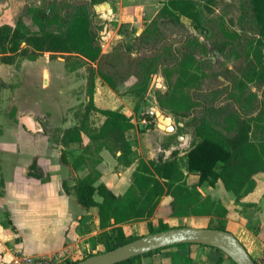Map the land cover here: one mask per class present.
<instances>
[{"label":"trees","instance_id":"16d2710c","mask_svg":"<svg viewBox=\"0 0 264 264\" xmlns=\"http://www.w3.org/2000/svg\"><path fill=\"white\" fill-rule=\"evenodd\" d=\"M160 1L163 5L158 16H166L180 25L181 18L186 17L193 21L196 27L202 26L205 13H213L219 3V0ZM91 3L95 5L97 2L91 1ZM246 7L243 24L248 31L257 36V47L250 60L235 63L232 67H225L223 76L233 79L240 86L256 82L264 87V0H246ZM29 11L33 13L34 23L39 26L40 31L32 32L21 19L16 26L8 23L0 25V59L2 63L15 64L20 58L35 60L41 54L50 52L64 56L75 55L85 61L88 67L89 100L85 105V112L80 123L63 132L61 160L73 170L88 168L89 172L77 178L74 185H69L64 180L63 187L66 193L73 195L83 208L98 207L99 228L104 230L101 239L107 246L102 252L138 238L126 234L123 224L150 220L166 195L172 198V215L210 216L214 218L215 223L209 227L224 231L228 230V216L232 211L239 212L253 205L251 201L246 200V197L257 187L255 176L264 171V139L259 143L253 142V117L241 110L236 112L239 123L237 131L232 136L225 135L212 124L194 116L195 106L188 112L174 113L184 119L186 125L194 126L192 132L194 141L184 158L185 165L182 163L179 150L175 149L166 159L162 156L147 160L140 157L132 175V183L124 194L117 195L104 182H100L101 172L97 166L102 160L100 151L103 148L113 152L121 164L130 166L134 163L133 147L126 132L135 126L132 117L125 112L99 109L95 106L96 69L93 63L102 53L100 30L92 14L68 12L54 16L52 10L41 6L31 7ZM144 38L145 34L138 37L139 40ZM227 47L226 40L217 38L211 48L206 49L207 57L212 60ZM126 48L129 52L138 51V46L133 43H128ZM174 53L176 64H180L183 60L177 59L180 51ZM158 59V56L137 55L134 63L137 64L138 70L134 74L139 81L133 88L144 92L147 90L151 75L163 67L162 63H158ZM188 59L193 61L194 56L188 55ZM103 76L110 86L113 88L117 86L112 76L106 74ZM154 94L159 107L171 113L162 100V95L169 94V91L156 89ZM93 110H99L106 116L105 122L100 127L90 125V115ZM84 133L90 138L87 145L83 141ZM71 143H79L83 149L82 153L73 160L70 159L68 151ZM32 168H36L35 163L32 164ZM188 174L197 175L199 182L189 183ZM218 180H222L225 188L235 195L232 209L210 196H201L200 186L204 182L215 186ZM3 182L2 179V185ZM96 196L102 199L99 201ZM157 224L158 229L149 233L171 227L163 218H159ZM161 249L138 255L118 264H142L143 257L150 256ZM76 262L68 260L66 264ZM222 262L220 258L216 264H222Z\"/></svg>","mask_w":264,"mask_h":264},{"label":"rangeland","instance_id":"374dc122","mask_svg":"<svg viewBox=\"0 0 264 264\" xmlns=\"http://www.w3.org/2000/svg\"><path fill=\"white\" fill-rule=\"evenodd\" d=\"M91 1L97 3L93 5ZM108 3H110V7ZM97 5L104 6V8L101 7L97 11ZM162 5L160 0H0V23L10 22L16 26L21 19L32 32H39L40 28L34 23L33 13L29 11L31 7L38 6L49 8L54 16L60 13L64 15L68 12L92 14L103 42L101 43V56L93 65L99 85L103 81H107L103 74L112 76L117 84L121 85L115 90L113 99H117L118 94L121 95V92L131 87L129 84L131 76L138 79L136 75H133L138 70L137 64L134 63L138 54L158 56V63H162L163 67L151 75L147 90L144 92L133 88L138 83V79L136 84L130 88V95L124 100L129 104H134L133 100L136 103L144 102L146 92L147 94L149 91L154 93L158 89L157 86H161L162 91H169V94L162 95V100L166 104L167 110L171 111L167 114L173 116L176 129L170 136L162 140L158 137V132L153 130L155 126H151V130L147 131L138 117V129L130 135L136 147L135 158L141 157L140 151L144 145L152 151L166 141H173L182 154V163L185 165L184 158L194 141L192 133L194 126L186 125V121L178 114L188 112L194 106V116L212 124L227 136H232L237 131L239 123L237 110L251 114L253 117L252 140L255 143L262 141L264 139V87L256 82L240 86L233 79L223 76L225 67H232L235 63L250 60L257 47V36L248 31L243 24V14L247 8L246 0H219L213 13H205L201 27H196L194 22L186 17L181 18L182 24L180 25L175 24L166 16H158ZM139 29H141L140 33H138ZM142 34H145L146 39L139 40L138 37ZM217 38L226 40L228 47L211 60L207 57L206 49L209 50ZM128 43L138 46V51H127ZM178 50L180 53H178L177 59H183L180 64H176L174 53ZM191 54L194 56L193 61L188 59V55ZM37 59L45 61L44 75L41 80L36 81L38 86L35 83L34 87L37 89L39 86L41 88L43 86L45 89L37 94L36 90L35 93H31L34 89L30 88V91L25 88L22 81V66L20 64L22 60L26 59L20 58L10 67L0 68L1 131L2 127L8 125L11 122L10 119L15 115L17 101L24 106V109L28 110L32 108V104L34 105L33 95H35V102L36 96L45 99L51 95L55 89L51 88L54 84L50 86L45 84V77L55 79V74L57 76L55 69L58 66L55 64L52 67L48 66L50 60L64 59L69 64L67 67L76 69L86 79L88 77V67L85 61L78 56L45 52ZM126 81L128 84L125 83ZM65 84L66 81H63V87ZM151 99H153L152 94ZM47 105L43 101L40 106L38 105L42 115L39 117V121L42 128L50 135L52 142H59L62 126L59 124L57 126L54 119L58 117H52L53 113ZM85 105L86 103L80 106L76 112L79 121L85 112ZM157 106L159 107L158 101H156ZM154 117L151 116L148 123H154ZM90 119L93 125H100L102 117L93 111ZM39 127L41 128V126ZM2 141V164L6 177L11 180L18 174L20 182H23L26 165L34 161L33 154L36 151L37 141L23 136L14 127L7 129ZM81 150L83 151V149ZM157 151H155L156 157L160 154ZM151 153L153 154V152ZM196 179V176H191L189 180L195 182ZM2 191L3 185L0 184V196ZM200 191L202 197L210 196L205 186L201 185ZM164 211L160 210L154 218L145 220L142 224L138 223L134 227L135 232H132L131 227H126L127 231L131 236L141 237L158 229L157 220L160 218L159 215L164 214ZM3 213L4 208L0 206V225L4 226L8 223L13 230H16L9 215L5 214L2 217ZM173 219L167 215L164 220L171 227H180L181 225L172 226L175 223H180V218L179 221ZM193 221V219H184L183 222ZM195 223L209 227L215 223V220L212 217H199ZM235 236L239 239L238 235ZM106 247L104 246L103 251L106 250ZM96 252H102V250L97 249ZM67 261L62 259L58 264H66Z\"/></svg>","mask_w":264,"mask_h":264},{"label":"crops","instance_id":"0c3cea01","mask_svg":"<svg viewBox=\"0 0 264 264\" xmlns=\"http://www.w3.org/2000/svg\"><path fill=\"white\" fill-rule=\"evenodd\" d=\"M6 23L13 25L10 22L0 24ZM43 61L38 59L22 60L20 66H22V81L25 88L29 90L30 88L34 89L35 83L37 84L36 81L41 80L44 75L43 65H45V61ZM54 64L58 66L55 69L57 76L55 74V79L51 77L47 79L45 77L44 82L49 86L54 84L51 88L55 89H53L51 95L45 99L36 96V102L34 101L35 95H33L34 105L32 104V108L28 110L24 109V106L17 101L15 115L10 119L11 122L8 125L2 127V131L0 132V184L2 179L4 181L3 191L0 196V206L4 208V213L1 216L3 217L5 214H8L16 226V230H13L8 223L4 226L0 225V264H20L28 258H58L79 261L93 253H100L96 252V250L100 249L103 251L105 246L101 239V234L104 230L99 228L98 207L83 208L76 198L66 193L63 188L64 180L69 185H74L77 182V178L85 176L89 172L88 168L77 171L73 170L61 160L63 148L61 137L63 132L67 128L80 123L76 117V112L80 106H83L89 100L87 79L80 75L76 69L67 67L69 64L64 59L50 60L47 65L52 67ZM10 65L12 64L2 63L0 59V68L5 66L10 67ZM130 78L129 84L132 87L138 79H134V76ZM98 80L96 77L95 106L99 109L123 111L132 117L135 124L134 128L126 132V136L133 147L132 157L134 163L130 166L121 164L113 152L107 148H103L100 151L102 160L97 166V169L101 172L99 181L104 182L117 195H121L130 187L132 175L139 159L135 158L136 147L130 137L132 132L135 133L138 129V117L147 131L151 130V126H155L153 130L158 132V137L162 140L170 136L172 132H165L158 127L155 109L161 108L156 107L157 99L154 93L149 91L147 94L146 92L147 95L145 94L144 102L136 103L132 99L134 104H129L124 98L130 95V86L129 89L121 92V95L118 94L117 99H113L115 90L121 87V85L117 84L113 88L107 81H103L99 85ZM63 81H66L64 87L62 85ZM125 83L128 84V81ZM157 88L161 89V86L158 85ZM44 89L45 87L42 86L41 88L39 86L37 89L30 91L31 93H35L36 90L37 94V92H42ZM105 94L106 96L104 97ZM151 94L153 99H151ZM42 101L49 105L47 106L53 113L52 117H58L54 119L57 122V126L58 124L62 126L60 128L61 135L59 142H52L50 135L40 124L39 117L42 115L40 114L39 106ZM93 111L102 117L101 124L93 125L90 119V125L92 127H100L105 122L106 116L99 110ZM161 111L164 110L161 109ZM151 116H155L153 118L154 123H148ZM29 123H33L36 129H31ZM10 127H14L23 136L34 139L38 143L36 151L33 154L34 161L26 165V172L23 177L25 179H22L23 182H20L18 174H16L15 178L8 179L2 164V138H4L7 129ZM185 140L187 141L188 139ZM83 141L86 145L90 142L89 136L85 133L83 134ZM81 149L79 143H71L68 146L70 159L73 160L81 154ZM175 149H178V147L173 141H166L152 151L144 145L141 148L140 154L146 160L158 158L159 156L166 159L171 156L172 151ZM156 150L160 153L157 157ZM179 155H182L180 151ZM33 163H35V169L32 168ZM185 171L187 173L186 169ZM191 176L197 177L195 182L189 180ZM255 177L257 187L253 193L246 197V200L251 201L253 205L245 207L239 212L232 211L228 216L227 228L235 235H238L251 256L260 262L264 257V171L258 173ZM188 181L191 184L198 183L199 177L195 174H188ZM202 185L205 186L210 197L221 202L229 209L233 208L235 195L225 188L222 180H218L215 186L210 185L208 182H204ZM96 198L99 201L102 199L100 196H96ZM171 200V196H164L154 216H157L160 210H166L163 215H159L160 218L165 219L168 215L174 218V221H179V218L181 220L180 223H175L172 226L208 227L195 222L199 217L210 216L172 215ZM184 219H193L194 221L184 223ZM138 223L142 224L144 221L123 224L126 234L130 235L126 227H131L132 232H135L134 227ZM220 258L223 260L222 264H236L225 252L216 247L197 243H185L165 247L150 256H145L142 258V264H216Z\"/></svg>","mask_w":264,"mask_h":264},{"label":"water","instance_id":"95a60500","mask_svg":"<svg viewBox=\"0 0 264 264\" xmlns=\"http://www.w3.org/2000/svg\"><path fill=\"white\" fill-rule=\"evenodd\" d=\"M108 6L110 7V3ZM101 7L104 8V6L97 5L96 10L99 11ZM140 30L138 33L141 32ZM155 113L158 127L161 130L169 133L175 130L172 115L159 108L155 109ZM29 127L36 129L33 123H29ZM185 243L216 247L225 252L236 264H259L231 231L194 226L170 227L166 230L148 233L114 249L87 256L75 264H118L156 249Z\"/></svg>","mask_w":264,"mask_h":264},{"label":"built area","instance_id":"2783aa9c","mask_svg":"<svg viewBox=\"0 0 264 264\" xmlns=\"http://www.w3.org/2000/svg\"><path fill=\"white\" fill-rule=\"evenodd\" d=\"M62 259L58 258H44V259H33V258H28L23 260L20 264H58V262H61ZM259 264H264V257Z\"/></svg>","mask_w":264,"mask_h":264}]
</instances>
